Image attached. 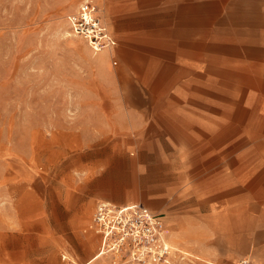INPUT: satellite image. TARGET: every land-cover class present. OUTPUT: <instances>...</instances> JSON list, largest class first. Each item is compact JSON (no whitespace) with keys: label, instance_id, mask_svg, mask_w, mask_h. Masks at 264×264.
Listing matches in <instances>:
<instances>
[{"label":"rangeland","instance_id":"obj_1","mask_svg":"<svg viewBox=\"0 0 264 264\" xmlns=\"http://www.w3.org/2000/svg\"><path fill=\"white\" fill-rule=\"evenodd\" d=\"M81 1L0 0V264H86L99 201L162 212L167 264H264V140L207 154L200 134L163 122L159 60L126 59L141 44L118 43L101 67L70 33ZM88 264L134 263L108 253Z\"/></svg>","mask_w":264,"mask_h":264},{"label":"crops","instance_id":"obj_2","mask_svg":"<svg viewBox=\"0 0 264 264\" xmlns=\"http://www.w3.org/2000/svg\"><path fill=\"white\" fill-rule=\"evenodd\" d=\"M97 3L101 19L116 41L113 48L99 51L101 67L118 43L123 50L131 43L141 44L138 51L124 50L126 59H158L161 90L167 92L163 122H176L177 132L200 134L207 141V154L243 153L246 144L240 143L239 150L232 151V139L264 140V0ZM148 68L142 71L144 75L152 73V67ZM233 123L242 126L232 131ZM253 123L259 126H244ZM216 138L224 142L211 150L210 142ZM248 197L244 192L243 200ZM255 198L264 236V194ZM141 205L166 223L162 212ZM100 245L99 236L97 253ZM259 245L264 250V238Z\"/></svg>","mask_w":264,"mask_h":264},{"label":"built area","instance_id":"obj_3","mask_svg":"<svg viewBox=\"0 0 264 264\" xmlns=\"http://www.w3.org/2000/svg\"><path fill=\"white\" fill-rule=\"evenodd\" d=\"M67 21L70 33L84 39L94 52L116 45L93 0H82L76 11L67 16ZM89 229L101 237L99 253H109L115 260L167 264L175 252L164 219L141 204L117 205L99 201L95 204Z\"/></svg>","mask_w":264,"mask_h":264},{"label":"bare ground","instance_id":"obj_4","mask_svg":"<svg viewBox=\"0 0 264 264\" xmlns=\"http://www.w3.org/2000/svg\"><path fill=\"white\" fill-rule=\"evenodd\" d=\"M101 50H102V49H101ZM101 254H102V253H101ZM101 254L98 253V255H101ZM103 254H104V253H103ZM98 255L93 256L92 259L89 260L86 264H88L89 262L91 263L93 260L96 259V257H97ZM104 255H105V254H104Z\"/></svg>","mask_w":264,"mask_h":264}]
</instances>
